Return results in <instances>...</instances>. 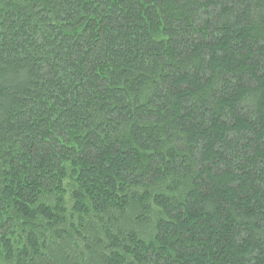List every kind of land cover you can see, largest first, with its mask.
I'll return each instance as SVG.
<instances>
[{"label":"trees","instance_id":"trees-1","mask_svg":"<svg viewBox=\"0 0 264 264\" xmlns=\"http://www.w3.org/2000/svg\"><path fill=\"white\" fill-rule=\"evenodd\" d=\"M0 264H264V0H0Z\"/></svg>","mask_w":264,"mask_h":264}]
</instances>
